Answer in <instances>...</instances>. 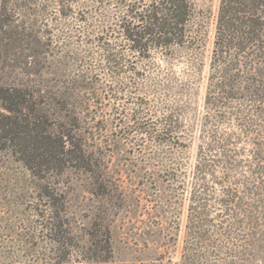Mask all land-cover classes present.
<instances>
[{"label": "trees", "instance_id": "obj_1", "mask_svg": "<svg viewBox=\"0 0 264 264\" xmlns=\"http://www.w3.org/2000/svg\"><path fill=\"white\" fill-rule=\"evenodd\" d=\"M70 4L71 0H0V181L8 179L10 165L29 174L37 217L31 231L23 233L32 245L41 244L43 264L71 263L77 255L83 262L106 264V258H112L113 217L126 197L120 171L112 166L113 152L125 142L113 131L124 119L106 115V127L96 126L101 101L89 68L86 72L76 66L65 75L70 63L60 58L49 21H56V12L68 17ZM195 17L194 0L122 1L106 26V49L97 66L120 87L131 84L121 77L137 64L142 79L154 75L159 88L154 95L163 116L139 129L148 113L137 117L133 112L131 120L138 122L135 134L160 148L182 146L185 127L180 119L192 89L186 83L173 87L168 72L164 80L159 78L154 58L171 64L177 52L198 48ZM62 64L66 72L59 71ZM206 85L203 105L221 108L219 118L236 100L264 105V0H219ZM177 87L171 98L169 93ZM106 102L108 107L111 101ZM105 132L106 140L101 138ZM74 179L87 181L90 194L106 201V209L80 238L68 214ZM1 255L9 257L8 250L0 251V260Z\"/></svg>", "mask_w": 264, "mask_h": 264}, {"label": "rangeland", "instance_id": "obj_2", "mask_svg": "<svg viewBox=\"0 0 264 264\" xmlns=\"http://www.w3.org/2000/svg\"><path fill=\"white\" fill-rule=\"evenodd\" d=\"M122 1L134 0H71L68 17L56 12V21H49L56 50L70 63L68 72L63 64L59 71L69 76L76 66L89 68L101 101L96 126L106 127V115L124 119L113 131L125 142L113 152L112 166L120 171L126 197L113 217L112 258L106 264H264V105L236 100L221 118V108L203 105L219 0H194L198 48L177 52L171 64L154 58L159 78L168 72L173 87L186 83L192 89L180 119L182 146L176 149L160 148L134 133L133 112L137 117L148 113L138 129L163 116L154 75L142 79L137 64L121 77L131 84L120 87L97 66L106 49V26ZM178 89L169 93L171 98ZM101 138L106 140V132ZM9 167L8 179L0 181V251L7 249L9 257L1 255L0 264H43L41 244L32 245L23 233L31 231L37 217L29 174ZM105 209L106 201L90 194L87 181L71 182L68 214L79 238ZM80 256L63 264H96Z\"/></svg>", "mask_w": 264, "mask_h": 264}]
</instances>
